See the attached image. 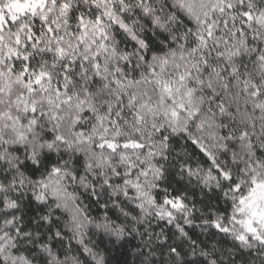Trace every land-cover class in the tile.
Returning a JSON list of instances; mask_svg holds the SVG:
<instances>
[{
	"label": "snow or ice",
	"instance_id": "6c2138e0",
	"mask_svg": "<svg viewBox=\"0 0 264 264\" xmlns=\"http://www.w3.org/2000/svg\"><path fill=\"white\" fill-rule=\"evenodd\" d=\"M0 264H264V0H0Z\"/></svg>",
	"mask_w": 264,
	"mask_h": 264
}]
</instances>
